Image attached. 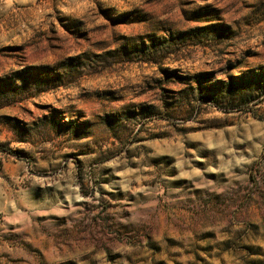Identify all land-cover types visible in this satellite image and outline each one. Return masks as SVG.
<instances>
[{"label":"rangeland","instance_id":"374dc122","mask_svg":"<svg viewBox=\"0 0 264 264\" xmlns=\"http://www.w3.org/2000/svg\"><path fill=\"white\" fill-rule=\"evenodd\" d=\"M0 264H264V0H0Z\"/></svg>","mask_w":264,"mask_h":264}]
</instances>
